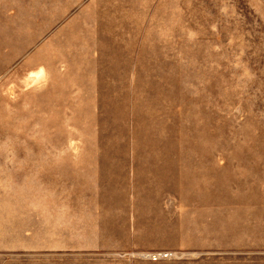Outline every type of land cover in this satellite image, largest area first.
Masks as SVG:
<instances>
[{
	"label": "rangeland",
	"instance_id": "374dc122",
	"mask_svg": "<svg viewBox=\"0 0 264 264\" xmlns=\"http://www.w3.org/2000/svg\"><path fill=\"white\" fill-rule=\"evenodd\" d=\"M0 264H264V0H0Z\"/></svg>",
	"mask_w": 264,
	"mask_h": 264
},
{
	"label": "crops",
	"instance_id": "0c3cea01",
	"mask_svg": "<svg viewBox=\"0 0 264 264\" xmlns=\"http://www.w3.org/2000/svg\"><path fill=\"white\" fill-rule=\"evenodd\" d=\"M133 232L130 231V233H133ZM94 235H95L94 238L92 237L91 239H88L84 242L85 244H89L90 246H92V249H94V250H102V251H105V250H117V251L150 250V249H154L155 248L154 246H156V244L153 242H148V243L142 244V243L136 242L133 239H130V241H128V242L126 240L127 243H116L115 247H113V246H110L111 245L110 243H112L113 242L112 240H114L112 237V235H113L112 233L102 232L101 235H98V233H94ZM131 236H133V234H130V237ZM207 236L208 235H205V237H207ZM211 236H212V234H211ZM110 237H112V238H110ZM205 240H208V239H205ZM108 242H110V243H108ZM205 242L208 243L209 245H211L210 240L205 241Z\"/></svg>",
	"mask_w": 264,
	"mask_h": 264
},
{
	"label": "built area",
	"instance_id": "2783aa9c",
	"mask_svg": "<svg viewBox=\"0 0 264 264\" xmlns=\"http://www.w3.org/2000/svg\"><path fill=\"white\" fill-rule=\"evenodd\" d=\"M147 259L152 260L153 262H157L160 260H169L173 258V254L172 253H154V254H149L146 256Z\"/></svg>",
	"mask_w": 264,
	"mask_h": 264
}]
</instances>
